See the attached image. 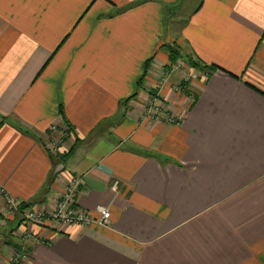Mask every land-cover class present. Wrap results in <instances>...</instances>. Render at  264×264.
<instances>
[{
	"label": "crops",
	"instance_id": "0c3cea01",
	"mask_svg": "<svg viewBox=\"0 0 264 264\" xmlns=\"http://www.w3.org/2000/svg\"><path fill=\"white\" fill-rule=\"evenodd\" d=\"M181 2L0 0V264H264V0ZM172 42L200 63L187 93L160 78ZM72 178L89 223L5 206L51 211Z\"/></svg>",
	"mask_w": 264,
	"mask_h": 264
},
{
	"label": "built area",
	"instance_id": "2783aa9c",
	"mask_svg": "<svg viewBox=\"0 0 264 264\" xmlns=\"http://www.w3.org/2000/svg\"><path fill=\"white\" fill-rule=\"evenodd\" d=\"M178 62V61H177ZM179 64V62L177 63ZM172 65H167L166 68H169L165 73L168 74V72H171ZM198 78V74L194 73L188 74L186 77H184L183 83L185 85H181L177 87V89L181 88L183 92L188 91L189 83L192 80H195ZM165 78L163 77V80ZM50 132L56 133L58 135L57 138L52 137L47 144V149L51 154H57V152L62 149L61 143L62 140L64 142L62 143L66 148V150H69L71 148L70 145H67V143H73L71 142V139L73 138V134L71 129L65 125H59V124H52L50 129ZM60 136V137H59ZM80 185V181L77 178H72L65 186L64 191L61 193V195L58 197V200L55 204V207L51 211H47L45 209H35V208H27L23 213V220L27 223H41L44 219V217H48L50 219L59 221L64 224H70L74 222L79 223H89L92 221V219L85 214L82 211H79L75 207V194L78 190V187ZM4 202L5 206L8 210L16 211L18 209V205L16 202H14L8 195L5 194L4 196ZM97 211L100 213V218L97 220V222L101 225H107L109 223V217L110 212L107 208L99 206L97 208ZM21 239H25L30 234L27 230L21 231ZM27 254L23 252L22 250H16L14 249L12 251V262L15 264L19 260L25 258Z\"/></svg>",
	"mask_w": 264,
	"mask_h": 264
},
{
	"label": "rangeland",
	"instance_id": "374dc122",
	"mask_svg": "<svg viewBox=\"0 0 264 264\" xmlns=\"http://www.w3.org/2000/svg\"><path fill=\"white\" fill-rule=\"evenodd\" d=\"M183 3H185V6H184V11H183V15L185 14H187V13H189L192 9H193V7H195L196 6V4H197V0H182V2L180 3V5L175 9V8H173V7H171L170 9H169V15L171 16V15H179L178 13H179V11H181L182 12V8H183ZM178 12V13H177ZM183 17V16H182ZM172 44L173 45H175L176 47H178V48H180L175 42H172ZM179 62V64H177L178 62ZM173 65L174 66H172V70H171V72H168V74H165V71H167L169 68H166V70H164V72L161 74V77L160 78H162V77H164V78H168L169 76H171V74L172 73H174V72H178V73H182V81L181 82H183V80H184V77H186L189 73L190 74H194V73H196V70L193 68V67H191L186 61H185V59H183V58H180L179 60H177ZM170 65H172V64H170ZM58 135H59V133H58ZM58 135H56V136H54V138H57L58 137ZM60 137V136H59ZM49 141V140H48ZM74 141V142H73ZM64 142V140H62V143ZM71 142H73V143H75L76 144V139L75 138H72L71 139ZM61 143V148H66L63 144ZM75 144H72V143H67V145H70V146H73L72 148H74V146H75ZM71 148V149H72ZM59 152V151H58ZM57 152V153H58ZM67 151H65L64 153H66ZM21 218H22V216H21ZM6 221V220H5ZM6 227H8L6 230L7 231H9V234H11V236H14L13 238L15 239H13L15 242H18V240L20 241L21 240V236H20V234H21V231H15L14 229H12V227L10 226V225H8V224H6L5 225ZM5 240H7L6 239V237L4 238ZM10 251H12V250H10Z\"/></svg>",
	"mask_w": 264,
	"mask_h": 264
},
{
	"label": "trees",
	"instance_id": "16d2710c",
	"mask_svg": "<svg viewBox=\"0 0 264 264\" xmlns=\"http://www.w3.org/2000/svg\"><path fill=\"white\" fill-rule=\"evenodd\" d=\"M166 46V49H167V52H168V61H169V64H174L177 60H179L180 58H183L185 59V61L193 68L197 69L200 65L199 62H197L196 60H194L192 57L188 56V55H184L180 48L176 47L175 45L173 44H165ZM152 60V58L148 59L145 64H144V69H143V73L142 75L138 78V80L136 81L135 85H136V90L133 92L132 95H130L129 97L125 98L123 101H122V105L126 106L127 103L131 100V99H134V97H136L137 93H138V90L142 89L143 88V84H144V79H145V76L147 74V71H148V68H149V65H150V61ZM167 67V66H166ZM212 69H215L217 66H210ZM181 85H185V83L181 82ZM150 94H152V92H150ZM61 109H60V113H61ZM69 127V126H68ZM71 129V128H70ZM73 149V148H72ZM71 152V150H70ZM30 205L28 204H24V203H20L19 204V208L23 209V208H28ZM14 248L16 250H21V247H19L18 245H14Z\"/></svg>",
	"mask_w": 264,
	"mask_h": 264
}]
</instances>
